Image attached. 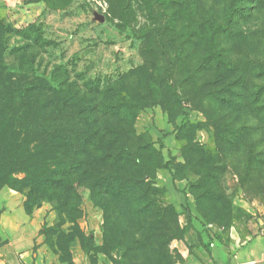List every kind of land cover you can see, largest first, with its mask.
Instances as JSON below:
<instances>
[{
	"label": "rangeland",
	"instance_id": "rangeland-1",
	"mask_svg": "<svg viewBox=\"0 0 264 264\" xmlns=\"http://www.w3.org/2000/svg\"><path fill=\"white\" fill-rule=\"evenodd\" d=\"M121 4L2 0L0 19L11 28L5 64L21 84L53 86L56 93L41 87L28 95L50 103L75 99L74 93L91 98L100 86L149 91L150 104L134 121L135 141L153 143L169 160L156 170L160 191L147 196V208L146 197L118 207L75 174L71 181L81 194L75 223L59 210L61 190H36L28 213L30 187L22 184L35 176L17 171L11 159L21 157L32 169L43 162L35 152L43 137L32 122L46 111L37 103L21 123L7 122L16 130L0 153V193L6 194L0 196V264H34L43 252L52 264H81L75 259L83 253L80 239L72 240L78 230L91 251L86 264H194L213 246L226 254L247 241L264 243V0H131L126 20L119 17ZM230 4L233 25L218 34L215 49L237 66L233 72L201 67L206 20L225 24ZM169 60V82L180 100L160 83Z\"/></svg>",
	"mask_w": 264,
	"mask_h": 264
},
{
	"label": "trees",
	"instance_id": "trees-1",
	"mask_svg": "<svg viewBox=\"0 0 264 264\" xmlns=\"http://www.w3.org/2000/svg\"><path fill=\"white\" fill-rule=\"evenodd\" d=\"M130 1L121 0L119 17L122 20L129 17ZM146 7L153 15L152 4L147 3ZM235 15L236 11L230 4L224 19L225 24L215 25V22L206 20L205 31L208 34L205 37L206 51L202 57L201 67L206 68L211 64L217 70L234 71L237 65L224 58L223 51L215 47L218 34L225 32L227 26L233 25ZM10 29V25L0 19V153L5 150L3 143L5 137H9L16 130L15 124L12 128L7 126L9 120L21 123L29 107L32 109L37 103L44 102L45 104H39V107L42 108L43 105L42 109L46 111L42 120L32 122L35 127L32 129H38L43 137L41 148L38 147L35 151L39 150V154L44 156L43 162L33 165L32 169L30 164L25 168L26 162H22L21 157L13 156L11 159V165H14L17 171H24L27 174L32 172V176H35V181L22 184L30 187L26 211L32 213L31 207L35 202L32 203L30 200L36 190L55 192L61 190L66 196H59L61 200L59 210L68 213L70 221L75 223L72 212L77 211V203L81 199V194L71 181V176L75 174L91 183L93 193L95 191L96 195H102L104 200L108 197L118 207L122 206L120 201H123V206L128 207L134 205V202L139 204L140 199L145 197L142 207L150 206L147 196L156 195V191H160V188L154 185L156 170L170 166L169 160L164 161L161 151L157 150L153 143L141 145L135 141L134 121L138 111L150 104V92L138 94L127 91L118 84L98 87L91 98H86L85 95L80 98L79 93H74L75 99L79 97L76 101L72 98L62 102L59 98L57 101L53 98L50 103L48 99L45 101L32 99L28 95L34 89L45 87L52 94L57 90H53L55 88L47 84L36 87L34 84H21L13 79L15 76L10 74L5 64L8 48L6 35ZM156 30L161 32L158 27ZM161 44L160 50L168 56V53H165L168 45H165V41ZM169 63L160 83L175 99L180 100L177 90L169 82L173 62L169 60ZM240 85L244 86L245 81L240 80ZM54 101L57 111L53 108ZM8 116L10 117L7 118ZM215 125L217 129L220 128V125ZM53 141H60L61 145L56 148ZM169 208L175 210L171 205ZM76 238L80 239L83 251L90 256L91 251L87 249L86 244L87 236L78 230L72 240ZM67 261L71 264V260Z\"/></svg>",
	"mask_w": 264,
	"mask_h": 264
},
{
	"label": "crops",
	"instance_id": "crops-1",
	"mask_svg": "<svg viewBox=\"0 0 264 264\" xmlns=\"http://www.w3.org/2000/svg\"><path fill=\"white\" fill-rule=\"evenodd\" d=\"M2 4V0H0V5ZM5 192H1V198L6 199ZM263 240L262 238L255 239L253 241H247L237 249L235 253H230V248L224 254L221 249L217 246H213L211 248V252H207L208 255H201L200 258H195L194 264H264V251H263ZM81 247V245H80ZM231 247H234V244H231ZM82 249V247H81ZM83 251V249H82ZM86 257H89L84 251L81 253L77 251V261L79 260L81 264H86ZM34 264H52L51 258L47 255V253H40L34 259ZM61 264H68V261H61ZM196 261V262H195ZM78 264V263H77Z\"/></svg>",
	"mask_w": 264,
	"mask_h": 264
}]
</instances>
